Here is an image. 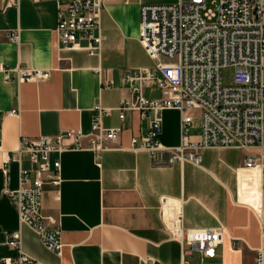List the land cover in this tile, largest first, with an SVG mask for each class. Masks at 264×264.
Here are the masks:
<instances>
[{"label": "crops", "instance_id": "0c3cea01", "mask_svg": "<svg viewBox=\"0 0 264 264\" xmlns=\"http://www.w3.org/2000/svg\"><path fill=\"white\" fill-rule=\"evenodd\" d=\"M164 0H105L100 14L101 51L60 46L54 0H0V66L4 69H41L45 80L5 79L0 69V257L18 250L6 245L7 234H19L20 252L38 264H256L260 245V181L257 169L243 168L244 152L237 148H205L201 163H167L162 153L157 164L146 151L129 149L132 136H142L149 117L137 110L123 120L112 109L102 118L105 127L119 128L115 148L103 152L99 165L87 151L60 156L58 190L45 184L41 212L49 227L60 226L61 250L46 248L37 233L18 219L6 190L16 188L19 166L34 165L27 155L19 164L5 159L20 136L55 135L62 130H90L93 106L115 108L131 97L121 84L125 72L151 68L154 61L138 42L139 6ZM17 31V41L9 34ZM85 42L81 41L83 45ZM264 79V72H263ZM104 81H110L106 88ZM158 97L154 85L143 88ZM14 110L16 115L9 112ZM197 116L198 112H189ZM177 110L162 112L164 146L179 143ZM198 128H192V138ZM56 155L52 154L51 159ZM166 198L162 205L161 199ZM179 202L183 230L223 226L222 241L213 257L189 252V245L168 234V204ZM164 212V214H162ZM190 255V260L186 259Z\"/></svg>", "mask_w": 264, "mask_h": 264}, {"label": "built area", "instance_id": "2783aa9c", "mask_svg": "<svg viewBox=\"0 0 264 264\" xmlns=\"http://www.w3.org/2000/svg\"><path fill=\"white\" fill-rule=\"evenodd\" d=\"M39 1V0H33ZM56 33L60 46L81 47L91 55L101 51L100 14L105 0H54ZM9 39L17 41V31ZM81 41L85 43L80 44ZM138 42L154 61L151 68L125 72L121 84L130 90L129 99L122 98L115 108L93 106L90 130L67 129L55 135L20 136L4 166L20 163L22 156L35 167L19 166L17 186L6 190L15 206L18 219L30 226L42 244L59 254L60 226L49 227L41 212V195L45 184L58 190L61 183L60 156L69 151L90 152L96 165L102 154L115 148L119 128L105 127L102 118L112 109L118 118L137 110L149 117L142 136L130 138L129 149L146 151L157 164L160 155L166 162L188 161L200 165V151L205 148H237L244 152L243 168L257 169L260 181V245L255 250V263L264 264V0H216L213 8L207 0H177L174 3L141 4L139 6ZM5 79L15 73L18 81H41L49 73L41 69H4ZM231 68V83L222 84L221 72ZM106 88L110 81H104ZM154 85L158 97H147L143 88ZM177 110L179 143L164 146L158 136L162 131V112ZM196 110L195 117L189 112ZM16 115L14 110L9 112ZM198 128L192 138L191 129ZM56 157L51 159V155ZM162 205L166 198L161 199ZM168 234L189 245V252H198L200 263L213 257L222 241L223 226L183 230L180 204H168ZM164 214V212H162ZM6 245L18 250L14 257H0V264H38L20 252L19 234H7Z\"/></svg>", "mask_w": 264, "mask_h": 264}, {"label": "rangeland", "instance_id": "374dc122", "mask_svg": "<svg viewBox=\"0 0 264 264\" xmlns=\"http://www.w3.org/2000/svg\"><path fill=\"white\" fill-rule=\"evenodd\" d=\"M177 0H164V2L166 3H174ZM216 0H207V7L209 8H213L214 6V2ZM231 73H232V69L231 68H225L222 70L221 72V82L222 84H230L231 83ZM187 244V243H186ZM194 255H196V252L194 253ZM191 256L190 255H186V259L190 260Z\"/></svg>", "mask_w": 264, "mask_h": 264}]
</instances>
